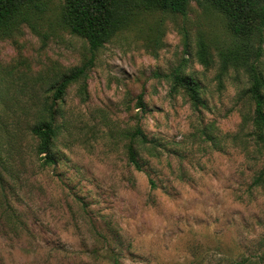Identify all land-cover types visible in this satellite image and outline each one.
<instances>
[{
    "label": "rangeland",
    "instance_id": "1",
    "mask_svg": "<svg viewBox=\"0 0 264 264\" xmlns=\"http://www.w3.org/2000/svg\"><path fill=\"white\" fill-rule=\"evenodd\" d=\"M61 3L0 40V264H264V143L244 70L220 57L224 18L197 2L144 13L93 55ZM89 61L46 164L32 129ZM176 74L197 81L198 105Z\"/></svg>",
    "mask_w": 264,
    "mask_h": 264
},
{
    "label": "trees",
    "instance_id": "2",
    "mask_svg": "<svg viewBox=\"0 0 264 264\" xmlns=\"http://www.w3.org/2000/svg\"><path fill=\"white\" fill-rule=\"evenodd\" d=\"M52 1L0 0V40L22 24L33 26L36 20L52 11ZM191 2L205 3L224 18L232 38V47L221 51L220 57L224 68L233 65L244 70L249 81L246 95L254 107L253 124L259 132L258 139L264 143V75L260 70L264 57V0H62L59 20L72 34L85 39L94 55L140 15L156 11L185 15ZM200 61L206 63L202 54ZM91 64L92 61H89L63 78L54 92L47 118L32 129L39 139L38 152L43 155L46 164L56 163L51 147L56 137L57 104L68 87L84 77L86 68ZM173 82L176 88L187 92L195 105L199 104V85L195 79L176 74ZM139 103L141 107L144 106L141 98ZM135 138L142 143H146L147 138L138 128L131 135L127 147L129 162L139 170ZM107 259L111 264H120L114 254ZM234 264H248V261Z\"/></svg>",
    "mask_w": 264,
    "mask_h": 264
}]
</instances>
